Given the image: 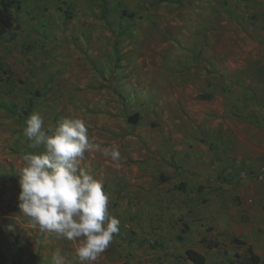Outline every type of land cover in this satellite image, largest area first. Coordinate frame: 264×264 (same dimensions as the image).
<instances>
[{
    "label": "rangeland",
    "instance_id": "rangeland-1",
    "mask_svg": "<svg viewBox=\"0 0 264 264\" xmlns=\"http://www.w3.org/2000/svg\"><path fill=\"white\" fill-rule=\"evenodd\" d=\"M105 1L22 0L15 38L0 36V264L57 249L79 264V241L18 206L21 155L43 151L23 135L33 112L84 119L100 146L81 166L120 225L95 264H192L187 248L247 263L235 239L264 261V0Z\"/></svg>",
    "mask_w": 264,
    "mask_h": 264
},
{
    "label": "clouds",
    "instance_id": "clouds-1",
    "mask_svg": "<svg viewBox=\"0 0 264 264\" xmlns=\"http://www.w3.org/2000/svg\"><path fill=\"white\" fill-rule=\"evenodd\" d=\"M23 135L28 147L42 152L25 151L19 176L18 201L21 212L39 231L57 238L79 241L75 256L79 264H95L118 234L120 220L109 213V195L104 181L81 163L85 153L99 151L90 139L84 119H61L45 124L33 112L26 120ZM102 155L119 161L118 145L103 149ZM8 230L13 226L9 224ZM52 264H72L59 249L52 254Z\"/></svg>",
    "mask_w": 264,
    "mask_h": 264
},
{
    "label": "trees",
    "instance_id": "trees-1",
    "mask_svg": "<svg viewBox=\"0 0 264 264\" xmlns=\"http://www.w3.org/2000/svg\"><path fill=\"white\" fill-rule=\"evenodd\" d=\"M106 1L103 3V10L106 8ZM22 7V0H0V36H7L6 42H11L17 33V29L20 27L19 22V12ZM10 48V47H9ZM264 78V71L260 72ZM203 97H210V94L203 93ZM31 101V100H30ZM33 104L28 102L25 108V116H28ZM140 119L139 113L135 112L128 116V120L132 123H136ZM3 177V176H2ZM8 179L14 178V176H6ZM164 179V178H163ZM226 182H231L232 180L225 179ZM246 252L248 253V262L243 264H257L259 263L258 255L252 252L251 246L247 247ZM186 258L192 264H205L206 257L203 253L193 249L187 248L185 250Z\"/></svg>",
    "mask_w": 264,
    "mask_h": 264
},
{
    "label": "crops",
    "instance_id": "crops-1",
    "mask_svg": "<svg viewBox=\"0 0 264 264\" xmlns=\"http://www.w3.org/2000/svg\"><path fill=\"white\" fill-rule=\"evenodd\" d=\"M258 175H261V173H259ZM235 241H238V243H241V244H246L247 243V246L246 247H248V246H251V248H252V245H251V243L250 242H248V241H246V240H243V239H239V240H237V239H235ZM262 242H264V241H262ZM196 250V249H195ZM198 251V250H197ZM252 252H253V248H252ZM202 253V252H201ZM254 254H256L255 252H253ZM256 255H258V254H256ZM258 257H259V255H258ZM261 259H263L262 257H259V263H257V264H264V261L263 260H261ZM251 264V263H250Z\"/></svg>",
    "mask_w": 264,
    "mask_h": 264
}]
</instances>
